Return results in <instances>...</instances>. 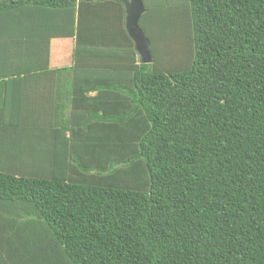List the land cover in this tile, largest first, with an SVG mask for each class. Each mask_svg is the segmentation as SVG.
<instances>
[{"label":"trees","instance_id":"trees-1","mask_svg":"<svg viewBox=\"0 0 264 264\" xmlns=\"http://www.w3.org/2000/svg\"><path fill=\"white\" fill-rule=\"evenodd\" d=\"M143 2L151 63L120 0H0V264H264V0ZM53 36L75 39L70 136Z\"/></svg>","mask_w":264,"mask_h":264},{"label":"crops","instance_id":"crops-1","mask_svg":"<svg viewBox=\"0 0 264 264\" xmlns=\"http://www.w3.org/2000/svg\"><path fill=\"white\" fill-rule=\"evenodd\" d=\"M76 2L78 0H75ZM42 19H44L42 17ZM46 24V22L44 23ZM43 24V25H44ZM40 26L38 27L35 25L32 30H29L27 32V40L29 41L31 48L33 50L41 49V52L43 50V45H41L42 41H34L35 38L38 37V34L41 33H52L57 32L51 29L50 26ZM48 28V29H45ZM17 34V33H15ZM19 32L15 39L19 36ZM37 42L38 44L35 45L34 43ZM74 45H75V39L74 37H68V36H53L50 38V57H49V64L52 67L60 68V72L56 75V82H55V96H54V104H53V124L55 127H59L66 133V136H70L72 132V111H73V105H74V84H73V74L70 72L69 67L73 65L74 63ZM34 52V51H32ZM40 52V58L42 53ZM34 57H36L34 55ZM66 68V69H65ZM36 77L31 79L30 81L27 80L26 83H14L12 85V93L19 94L22 89L26 87V89L29 91L30 96L33 98L37 96L35 93L40 92L38 88H36L33 84L36 83V80H34ZM3 85H0L2 87ZM29 86V87H28ZM30 88V89H29ZM47 93V95H46ZM46 93H43L46 96V102L49 96L51 95V91H46ZM97 94V91H89L84 92L82 95L84 98V103L78 104V106L82 105L81 108V114H79V118H81L78 123L82 125L80 129V137L76 138L75 142L78 143L79 138H85L84 141L88 140L89 134L93 131V125H96V121L93 119L91 120L92 111L95 109V104L92 102V97H94ZM3 92L0 91V103L3 99ZM81 96V94H80ZM32 98V99H33ZM86 100V101H85ZM75 108V107H74ZM77 108V107H76ZM85 110V114H84ZM88 112V113H87ZM91 112V114L89 113ZM87 113V114H86ZM87 122V123H86ZM103 123V122H102ZM104 124V123H103ZM89 132V134L85 135V132ZM88 163H93V160H88Z\"/></svg>","mask_w":264,"mask_h":264},{"label":"water","instance_id":"water-1","mask_svg":"<svg viewBox=\"0 0 264 264\" xmlns=\"http://www.w3.org/2000/svg\"><path fill=\"white\" fill-rule=\"evenodd\" d=\"M125 6V26L128 35L134 41L135 49L143 63H151L153 55L150 39L140 27V19L145 12L143 0H120Z\"/></svg>","mask_w":264,"mask_h":264}]
</instances>
